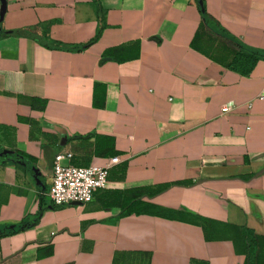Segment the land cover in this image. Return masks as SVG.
<instances>
[{"label": "crops", "instance_id": "0c3cea01", "mask_svg": "<svg viewBox=\"0 0 264 264\" xmlns=\"http://www.w3.org/2000/svg\"><path fill=\"white\" fill-rule=\"evenodd\" d=\"M203 1L264 52V0ZM98 2V37L67 49L40 41L87 40L92 0H5L0 264H245L243 227L264 264V58L232 67L234 46L199 24L195 0ZM56 152L117 160L90 200L54 204Z\"/></svg>", "mask_w": 264, "mask_h": 264}, {"label": "built area", "instance_id": "2783aa9c", "mask_svg": "<svg viewBox=\"0 0 264 264\" xmlns=\"http://www.w3.org/2000/svg\"><path fill=\"white\" fill-rule=\"evenodd\" d=\"M257 96L264 98V64L263 84ZM231 104V101L222 103L219 107L220 111H226ZM69 155V152H56L52 159L47 196L54 204L69 201L83 203L90 200L93 191L104 185L108 166L117 160V155H113L102 165L89 163L80 166L63 162V159Z\"/></svg>", "mask_w": 264, "mask_h": 264}, {"label": "trees", "instance_id": "16d2710c", "mask_svg": "<svg viewBox=\"0 0 264 264\" xmlns=\"http://www.w3.org/2000/svg\"><path fill=\"white\" fill-rule=\"evenodd\" d=\"M94 3L95 15H96V26L93 34L84 42L80 43H67L56 40H49L48 42L40 41L41 44L45 46L52 45L53 47H64L67 49H80L92 41H94L102 27H103V9L101 8L98 0H92ZM198 12H199V24L204 26L210 32L215 35L221 36L222 38L228 40L234 46V55L230 61V65L232 67H237L241 72H247L252 65V61L257 58H264V52L259 51L258 49L250 48L244 45L241 41H239L236 37L230 34L224 27H222L218 21H216L205 9L203 0H195ZM1 23V19H0ZM17 34H29L23 29H14L11 30ZM7 32L2 29L0 26V35L1 33ZM251 57V58H250ZM105 58V55L102 53L99 57V61H102ZM243 236L245 238V264H252L254 262L255 255V236L254 233L243 227Z\"/></svg>", "mask_w": 264, "mask_h": 264}, {"label": "water", "instance_id": "95a60500", "mask_svg": "<svg viewBox=\"0 0 264 264\" xmlns=\"http://www.w3.org/2000/svg\"><path fill=\"white\" fill-rule=\"evenodd\" d=\"M4 9H5V0H0V19L2 18V14L4 12ZM8 152H9L8 149H1L0 150V154L8 153ZM262 171H264V166L258 172H262ZM34 174L36 175L35 169H34ZM70 202H77V201H70Z\"/></svg>", "mask_w": 264, "mask_h": 264}]
</instances>
